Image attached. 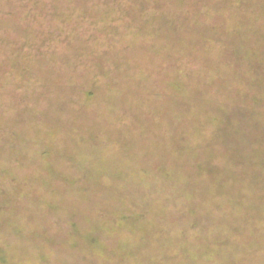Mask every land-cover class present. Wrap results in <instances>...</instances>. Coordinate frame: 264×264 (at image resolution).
<instances>
[{
    "label": "rangeland",
    "instance_id": "1",
    "mask_svg": "<svg viewBox=\"0 0 264 264\" xmlns=\"http://www.w3.org/2000/svg\"><path fill=\"white\" fill-rule=\"evenodd\" d=\"M0 264H264V0H0Z\"/></svg>",
    "mask_w": 264,
    "mask_h": 264
}]
</instances>
